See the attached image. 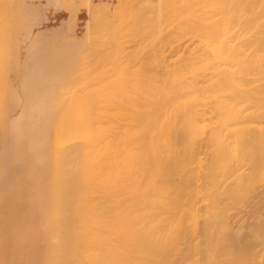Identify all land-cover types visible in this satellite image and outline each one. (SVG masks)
Segmentation results:
<instances>
[{
    "label": "bare ground",
    "instance_id": "6f19581e",
    "mask_svg": "<svg viewBox=\"0 0 264 264\" xmlns=\"http://www.w3.org/2000/svg\"><path fill=\"white\" fill-rule=\"evenodd\" d=\"M45 1L0 0V264H264V0Z\"/></svg>",
    "mask_w": 264,
    "mask_h": 264
},
{
    "label": "rangeland",
    "instance_id": "374dc122",
    "mask_svg": "<svg viewBox=\"0 0 264 264\" xmlns=\"http://www.w3.org/2000/svg\"><path fill=\"white\" fill-rule=\"evenodd\" d=\"M27 1H28L29 3H33V4H37V3H45V2H46L45 0H27ZM60 1H61V0H60ZM66 1H67V0H66ZM66 1L64 2V0H62L61 2H64V3H62V4H61V2H60V5H61V6H64L63 4L66 3V4H65V7H66V8H65V7H60V6H59L60 9H58V8H57V9H53V7L49 8V10H48V12H49V13H48V18L46 19V21L41 22V23L39 24V27H41V28H45V29H46V28H50L51 26L56 25L57 23L59 24L60 19H62L63 17H65V16L67 17V16L69 15V12L67 11V10H68V7H67V6L69 5V2L67 3ZM68 1H69V0H68ZM139 1H140V0H129V2H131V3L134 2L135 5H137ZM141 1H143V0H141ZM141 1L139 2V4H142ZM144 1H146V0H144ZM144 1H143V5H142L141 7H140L139 5L135 6V5L132 3V4L137 8L136 12H137V13L140 12L139 15H140L142 12L144 13L143 10H145V9H143V8H144V6H145L146 4L149 3V6L146 5L147 8H149V7L151 8L150 5H152V4H153L154 7H155V3H153V1L155 2V0H153V1H152V0H147L146 4H144V3H145ZM150 1H152V2L150 3ZM158 1H160L159 3L161 4V6H162V4H163V6H166L167 2L169 3V0H166V1H165V0H162L163 2H162L161 0H157V2H158ZM170 1H172V0H170ZM91 2H92V6H95V7H96V6L99 7V5H104V4H106V6H108V8H110L111 11H112V10L114 11L115 9L121 11L125 6H129V8H130V10H131V14H132V12H134L135 9H136L135 7H134V8H131V7H130V6L132 5L131 3H130V5H128V3H129L128 0L125 1L126 3L128 2L127 4H125L124 0H119V1H117V0H91ZM123 2H124L125 5L123 4ZM136 2H137V4H136ZM165 2H166V3H165ZM172 2H173V1H172ZM101 3H102V4H101ZM103 3H104V4H103ZM116 3H117V5H116ZM119 3H120V4H119ZM121 3L123 4L124 7H121V6H122ZM107 4H108V5H107ZM160 4L158 5V4L156 3V6L160 7ZM164 4H165V5H164ZM120 5H121V6H120ZM118 6H119V9H118ZM167 6H169V5H167ZM139 7H140L141 9H140ZM112 8H113V9H112ZM127 8H128V7H127ZM127 8L125 7L126 11H127V10L129 11V9H127ZM142 9H143V10H142ZM139 10H140V11H139ZM141 10H142V12H141ZM146 10H148V9H146ZM149 10H150V9H149ZM149 10H148V11H149ZM138 11H139V12H138ZM149 12H150V11H149ZM149 12H148V13H149ZM11 13H12V16H11ZM14 13H15V12H11V10H10V12H9L10 16L12 17V20L10 19V26H11V23H12L14 17L16 16ZM115 13H116V12H115ZM146 13H147V12H145V14H146ZM148 13H147V14H148ZM169 13L171 14V11H170ZM9 14H8V17H9ZM100 14L102 15V16H101V21L103 22V21H104V20H103V19H104L103 16H105V15H103L102 12H101ZM129 14H130V13H129ZM147 14H146V15H147ZM150 14H151V12L149 13V15H150ZM97 15H99V13H97L96 16H97ZM146 15H144V17H148V16H146ZM130 16H131V15H130ZM87 17H88V16L86 15L85 10L81 8V9L78 11V13H77V19H76V21L72 24V26H71L69 29H67V30L65 31V34H64L65 36H64V37L67 38L68 40H69V39H70V40H71V39H75V38H78V39H80V38H84V36L87 35V34H85V32H84V31H85V19H86ZM141 17H142V16H141ZM144 17H143V18H144ZM8 19H9V18H8ZM98 19H99V16H98ZM105 19H106V18H105ZM140 19H141V18H140ZM144 19L146 20V18H144ZM144 19H141V20H144ZM170 19H172V18H169V19L167 20L166 24H167L168 22L171 21ZM169 20H170V21H169ZM172 21H173V20H172ZM13 22H14V21H13ZM143 22H144V24L146 23V21H142V23H141V24H142V27H141L142 29L140 28V30H139V33H142V32L144 31V32L141 34L143 37H141V35H140L139 33L137 34V37L135 36V34H133L134 37H133V35H132V37H131V38H132L131 41H134L135 38H138V35H140V36H139L140 38H138V39L140 40V41H138L140 46L138 45L137 42H136L137 44L135 43L137 46H139V52H140V50H142V48H140V47H142L141 44L143 45V49H144V50L147 49V45H146L147 43H146V42H145L146 44L143 43V41L145 40V39H144V38H145L144 35H145V36L147 35V30H145V28H147V27L144 28V26H143ZM173 22H174V21H173ZM42 23H43V24H42ZM100 23H101V22H100ZM104 23H105V21H104ZM12 24H13V27H15V26H14L15 24H14V23H12ZM102 24H103V23H102ZM166 24L164 23V25H165L164 28L167 27V28H166L167 30L165 29L164 32L167 33V35H169L170 33L168 34V32H167V31H168V28H169V30L172 29V28H173V25H175V22H174V24L172 23V24H170V25H166ZM168 24H169V23H168ZM99 25H101V24H98V26H99ZM170 26H171V28H170ZM99 27H100V26H99ZM99 27H97V28H99ZM103 27H104V24H103ZM11 28H12V27H11ZM11 28H10V29H11ZM23 28H24V27H23ZM23 28H21V29L19 30V31H20L19 33H24L25 30H24ZM35 28H36V27H35ZM12 29H14V28H12ZM95 29H96V28H93V29L88 33V38H89V39L87 38L88 40H87V39L85 40L84 43H86V44L84 45V43H83V47H82V45H80L81 48L78 47V48H80V52H79V51H78L79 53L77 52L78 55L82 53L81 56H83V53L85 54L84 56H86V57H83V61H85V60L87 59L86 62H88V63L90 62V64H91V68H88V69H86V70H84V69H85V68H84V69H83L84 72H83V71L79 70V69L83 68V66H82L83 64L81 65L80 68H79V66H78L79 69H78V68H77V69H78L79 73H77L78 71H76V72L74 73V74H75V78L78 77V78H76V80H75V82H74V86H75V87L73 86L74 88L72 89L71 83H70L69 85H67V87L65 86V87L68 88V89L71 88L72 91H73V90H74V91L77 90L76 92H78V90H79L78 93H80V91L83 90V88H82V89L79 88V87H81V85L83 84L82 81H83V80L85 81V79H87V80L89 79V80H90L91 76L94 75L95 72L99 71V70H97V69H99L101 66H103V65L101 64V66L97 68V66L100 64L99 62L102 63V61H101L102 58H101L100 61H99V58L97 59V57H98L99 54H100L101 57H102L103 52H106V51H104L103 48L101 49V47H100V49H99V47L96 48L97 45H98V42H97V45H95V44H96V41H95V44H94V41H90V43H89V40L94 39V37L92 38V36H93L92 33H94L93 31H95ZM102 29H103V28H102ZM23 30H24V31H23ZM100 30H101V28H100ZM45 31H46V32H45ZM45 31H44V35H43V37H44V36H45V37H44V38L42 37L43 39L41 40V43H40V44L42 45V48L40 47L41 50L38 49L37 51H41V52H43V49H45V47L48 46V48H49L50 50H49L47 47H46V48H47L49 51H48L47 49L44 50L45 54H47L48 52L52 51V50H51L52 48H53V49H58V47H59V49H60V48L63 49V47H64V49H65V47H67L66 45L69 44L68 41H66L65 38H64L63 36L59 37V36H60L59 33H58V34H57V33H54V32L52 33V31H50V30H45ZM145 31H146V32H145ZM170 31H171V30H170ZM96 32H97V33H96ZM101 32H102V31L99 32V31L96 30L95 33H94V35H98V33H101ZM56 34H57V36H56ZM89 34H92V35L89 36ZM58 35H59V36H58ZM126 37H127V36H126ZM57 38H58V39H57ZM85 38H86V37H85ZM124 38H125V37H124ZM131 38H130V39H131ZM133 38H134V39H133ZM142 38H143L144 40H143ZM130 39L126 38V39H125L126 42H123V44H124V45L127 44L128 47H130V45L133 46L134 49L131 50V51L133 52V51L135 50V48H138V47H137L136 45H135V46H136V47H135L133 44H131L132 42L130 41ZM43 40H44V41H43ZM136 40H137V39H136ZM136 40H135V41H136ZM141 40H142V41H141ZM147 40H148V39L146 38L145 41H147ZM42 41H43L44 43H43ZM79 41H80V40H79ZM127 41H128V42H127ZM129 41H130L131 43H130ZM135 41H134V42H135ZM50 42H51V43H50ZM52 42H53V43H52ZM63 42H64V43L66 42V44H63ZM125 43H126V44H125ZM140 43H141V44H140ZM44 44H45V45H44ZM56 44H57V45H56ZM61 44H62V45H61ZM91 44H92V45H91ZM129 44H130V45H129ZM87 45H88L89 47H88ZM26 46H27V41L23 42L22 53H21V54H22V55H21V56H22V60L24 59V56H25ZM38 46H39V45H38ZM70 46H71V48H70ZM70 46L67 47V48L72 49V50H75V52L77 51V49H78L77 46H76V48H74L75 45H72V44H71ZM94 46H96V47H94ZM102 46H104V45H102ZM144 46H145V47H144ZM55 47H56V48H55ZM72 47H73V48H72ZM93 47H94V48H93ZM38 48H39V47H38ZM95 48H96V49H95ZM110 48H111V47H108V51H110ZM128 49H131V48H128ZM94 50H96L97 54H96V52H95ZM100 50H101V51H100ZM102 50H103V51H102ZM106 50H107V48H106ZM60 51H61V50H60ZM81 51H82V52H81ZM88 51H89V52H88ZM99 51H100V53H99ZM35 52H36V51H35ZM35 52H34V54H35ZM41 52H38L41 56L45 55V54H43L44 52L42 53L43 55L41 54ZM142 52H145V51H142ZM38 53H36V54L39 55ZM34 54H33V55H34ZM36 54H35V55H36ZM48 54H49V53H48ZM50 54H51V53H50ZM37 55H36V56H37ZM95 55H96L95 58H96L97 61L94 60V59H95V58H94ZM36 56H35V58H39V57H41V56H37V57H36ZM88 56H89V57H88ZM87 57H88V58H87ZM91 57L94 58L93 60H94L95 62H94L93 60H91V59H92ZM88 60H89V61H88ZM92 61H93L94 63H93ZM98 61H99V62H98ZM86 62L84 63V64H85V65H84L85 67H86V64H87ZM96 62H98V65L96 66L97 69L94 68L95 66L93 67L94 69H96V70L94 71V69L92 68V65H95ZM131 62H132V61H131ZM90 64H88L87 67L90 66ZM132 64L135 65L134 61H133ZM136 65H137V64H136ZM107 66H109V65H107ZM107 66L105 65V67H107ZM105 67L103 68L104 70L106 69ZM131 67H132V66H131ZM134 67H136V66H134ZM134 67H132V68H134ZM21 68H22V67H21ZM91 69H93V70H91ZM103 69H102V70H103ZM112 69H113V68H112ZM112 69H111V70H112ZM134 69H135V68H134ZM102 70H101V71H102ZM111 70H109V73L112 72ZM130 70H131V69H130ZM21 71H22V69H21ZM80 71H81V72H80ZM92 71H93V72H92ZM101 71H99V72L101 73ZM110 71H111V72H110ZM82 72H83V74H82ZM87 72H90V73H87ZM80 73H81V74H80ZM76 74H77V75H76ZM85 74L88 75V76L85 77ZM91 74H92V75H91ZM14 75H15V73H10V76L14 77ZM80 75H84V76H80ZM90 75H91V76H90ZM98 75H99V74H98ZM89 76H90V77H89ZM84 77H85V79H83ZM93 77H94V76H93ZM97 78H98V77H97ZM78 79H79V81H77ZM81 79H82V81H81ZM92 80H93V79H92ZM96 80H97V79H96ZM80 81H81V82H80ZM78 82H80L79 85H78ZM91 82H92V81H91ZM75 83H76V84H75ZM88 83H89V87H88V88H90V82H88ZM93 83H94V82H93ZM97 84H98V81H97V83H95L93 86L95 87ZM99 84H100V83H99ZM77 85H78L79 87H76ZM69 86H71V87H69ZM93 86L91 85V87H93ZM97 86H98V85H97ZM82 87H83V85H82ZM94 87H93V88H94ZM66 88H65V91L68 90V89L66 90ZM78 88H79V89H78ZM65 91H64V92H65ZM68 91H69V90H68ZM76 92H75V93H76ZM65 93H66V95L68 94V92H65ZM65 93H64V95H65ZM75 93H74V94H75ZM76 94H77V93H76ZM66 95H65V96H66ZM81 95H82V94H80L79 96L81 97ZM79 96H78V97H79ZM82 96H83V95H82ZM78 97H77V98H78ZM80 97H79V99L81 100ZM67 98H68V97H66V98H64V99H67ZM83 98H84V97H83ZM83 98H82V99H83ZM65 101H66V100H65ZM93 108H94V107H93ZM95 109H96V108H95ZM15 160H17V159H15ZM15 160H14V162H16ZM17 161H18V160H17ZM19 161H20V160H19ZM12 162H13V161H12ZM14 162H13V163H14ZM13 163H11V164H12L13 166H15V167H16V165H17V167H16L15 170L12 169V172H13V171H16V170H17V172H19V170H20L21 168L18 169V168H19V167H18V166H19L18 164H19L20 162H19L18 164H16V163L13 164ZM12 165H10V166H12ZM13 166H12V168H13ZM20 166H21V165H20ZM22 169H23V168H22ZM38 169H39V168L37 167L36 170H38ZM20 171H22V170H20ZM39 171H41V170H39ZM13 173H14V172H13Z\"/></svg>",
    "mask_w": 264,
    "mask_h": 264
}]
</instances>
